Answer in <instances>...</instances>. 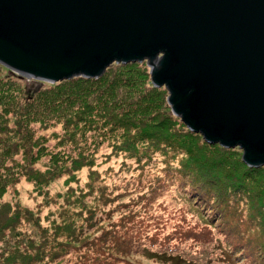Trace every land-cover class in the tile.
I'll use <instances>...</instances> for the list:
<instances>
[{
  "label": "rangeland",
  "instance_id": "1",
  "mask_svg": "<svg viewBox=\"0 0 264 264\" xmlns=\"http://www.w3.org/2000/svg\"><path fill=\"white\" fill-rule=\"evenodd\" d=\"M105 72L108 83L71 94L80 76L33 79L0 63V215L20 211L0 253L24 237L39 249H21L30 264H264V165L248 169L239 145L188 129L148 60Z\"/></svg>",
  "mask_w": 264,
  "mask_h": 264
},
{
  "label": "water",
  "instance_id": "2",
  "mask_svg": "<svg viewBox=\"0 0 264 264\" xmlns=\"http://www.w3.org/2000/svg\"><path fill=\"white\" fill-rule=\"evenodd\" d=\"M148 60L174 113L264 165V0H0V63L58 82Z\"/></svg>",
  "mask_w": 264,
  "mask_h": 264
},
{
  "label": "trees",
  "instance_id": "3",
  "mask_svg": "<svg viewBox=\"0 0 264 264\" xmlns=\"http://www.w3.org/2000/svg\"><path fill=\"white\" fill-rule=\"evenodd\" d=\"M129 63H133V62L123 63V64L126 65V64H129ZM105 73L106 72H104L102 75H100L97 78H95V77L80 76L78 79L82 80L83 82L79 86H77V88L75 86L73 90L72 89H69V88H64L65 86H62V87L64 89H67L66 91L70 90L71 91L70 92L71 94H76V93H81V92H83V94L84 93H88L89 92L88 91L89 87H87L85 85V82H89L90 80H93V79H96V80H100L101 79V80L105 81L106 83H108L109 76H108V74H105ZM124 74L125 73H122L118 77H115V79H113V80H115V81H120V79L124 80ZM77 81L78 80H76L75 83ZM41 90H39V91H41ZM56 92L59 94V90H57ZM56 92L53 93L51 100H50V97L47 96V100L46 101L49 104L53 103L54 102V99H58L59 100V98L57 97L59 95ZM115 93H117V92L114 91V92L111 93V95L114 96ZM48 98H49V100H48ZM39 113L40 112L38 110H35L32 107H30V106L27 107V112H26L27 117H31L32 118V117H34L33 114H39ZM21 131H22V128H21ZM27 134L28 133H26L24 135V137H27L29 139V137L27 136ZM29 142H30V140H29ZM211 144H217V143H211ZM74 163L76 165H78V167L76 166L77 168H80V166L82 165L80 163L79 159H74ZM247 167L249 169L250 167H253V166H250L249 165ZM250 169L251 170H254L256 168H254V169L250 168ZM31 175H32L33 179L36 180L39 184H42L44 182V180L46 179L45 176H44V174L39 173V172L37 173V172H34L33 171V173ZM2 209H3V207H2ZM8 212H6V213L2 212L1 215H0V230L6 229L7 227H11L13 229V231H15V226L17 225V222H19V219H20V217H19L20 216V211L19 210L18 211H15L11 215L8 214ZM26 240L27 239L23 237L21 239H15V240L9 241L7 243V245H8L7 250H6L7 255L5 256V253L4 252H1L0 253V264H19L18 261H20L21 264H30L31 262H33L34 261L33 259L36 258V257H33V253L31 254L30 252H27V251L24 252L21 249L23 248V250H25L26 247L31 246V248H33L34 250H36V253H37V251L39 249L37 250V248H35V247H38V245H35V243H33L32 239H30L29 242L26 241ZM228 244L232 247L233 251L236 252V253L240 252V250H243L246 253H248L247 250H246V248L244 247L242 241H241V245L237 241H229ZM245 252H242V253H245ZM44 256H45V254L42 255V258ZM46 256H47V254H46ZM239 257H243V256H239ZM244 258L246 259L247 256H244ZM37 259H40V257L37 258ZM240 264H242V263L240 262Z\"/></svg>",
  "mask_w": 264,
  "mask_h": 264
}]
</instances>
